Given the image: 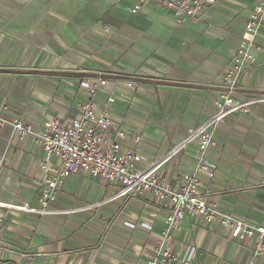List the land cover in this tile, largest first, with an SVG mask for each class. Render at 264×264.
Returning a JSON list of instances; mask_svg holds the SVG:
<instances>
[{"label":"crops","instance_id":"0c3cea01","mask_svg":"<svg viewBox=\"0 0 264 264\" xmlns=\"http://www.w3.org/2000/svg\"><path fill=\"white\" fill-rule=\"evenodd\" d=\"M261 1L217 0L196 19L177 21L149 2L132 13L139 0H0L3 115L40 132L49 117L69 122L92 100L124 132L122 148L139 153V169L162 160L157 173L177 184L193 171L196 146L165 157L213 114V99L224 92L221 74ZM251 54L238 101L264 97V25ZM99 79L105 84L92 97L79 85ZM214 140L207 154L214 179L202 190L208 205L264 226V101L223 120ZM42 159L32 136L0 128V202L38 206ZM114 189L71 176L45 216L0 207V264H144L161 241L166 212L150 194L123 198ZM254 245L188 214L162 244L179 256L193 248L191 264H264V254L253 259Z\"/></svg>","mask_w":264,"mask_h":264},{"label":"built area","instance_id":"2783aa9c","mask_svg":"<svg viewBox=\"0 0 264 264\" xmlns=\"http://www.w3.org/2000/svg\"><path fill=\"white\" fill-rule=\"evenodd\" d=\"M217 0H139L132 13H136L145 2L168 12L177 21L194 20L206 6H212ZM264 25V1L258 2L252 9L236 48L232 63L222 74L224 92L213 99L214 112L203 123L199 124L166 155L169 158L188 145L196 146L197 159L191 173L184 174L177 184L172 185L165 177L157 173L160 163L157 162L144 169H139L141 157L138 152L123 149L124 132L116 129L111 123L110 113L106 109L97 112L92 100L79 105L76 118L63 123L58 117L51 116L44 123L40 132H33L31 126L16 118H6L0 107V128L10 126L15 136L23 138L32 136L43 152L39 164L40 171L45 173L37 198V207L28 203L13 204L0 202V207L12 212L45 216L53 204L64 181L71 176L86 175L102 183L120 187L118 196L134 198L150 194L166 212L164 228L160 243L153 249V255L144 264H191L195 255L193 248H188L183 256L174 254L162 244L170 239V233L179 229V223L185 214L197 217L206 223H214L231 230V236L238 241L254 239L253 259L264 254V226H253L222 213L214 205L209 206L206 194L202 192L203 181L214 179V171L208 163V151L216 145L215 130L227 117L247 113L249 106L264 101V97L238 101L239 77L246 64L253 62L251 49L255 37ZM105 81H81L80 87L92 97ZM127 87L135 89V84ZM111 103L112 100L108 99ZM138 143L140 136H133ZM129 228L134 225L128 224ZM141 227L150 230L151 226L141 223ZM254 264V263H251Z\"/></svg>","mask_w":264,"mask_h":264},{"label":"rangeland","instance_id":"374dc122","mask_svg":"<svg viewBox=\"0 0 264 264\" xmlns=\"http://www.w3.org/2000/svg\"><path fill=\"white\" fill-rule=\"evenodd\" d=\"M115 193H117L120 190V187H114Z\"/></svg>","mask_w":264,"mask_h":264}]
</instances>
